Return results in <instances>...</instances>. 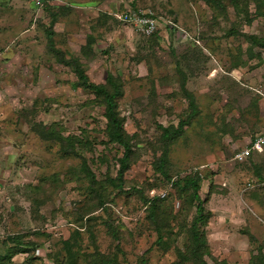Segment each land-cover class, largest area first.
I'll return each mask as SVG.
<instances>
[{
  "label": "rangeland",
  "instance_id": "374dc122",
  "mask_svg": "<svg viewBox=\"0 0 264 264\" xmlns=\"http://www.w3.org/2000/svg\"><path fill=\"white\" fill-rule=\"evenodd\" d=\"M260 92L264 0H0V264H264Z\"/></svg>",
  "mask_w": 264,
  "mask_h": 264
},
{
  "label": "trees",
  "instance_id": "16d2710c",
  "mask_svg": "<svg viewBox=\"0 0 264 264\" xmlns=\"http://www.w3.org/2000/svg\"><path fill=\"white\" fill-rule=\"evenodd\" d=\"M43 3H45V0H37V4L42 5ZM158 33L152 35V36H156ZM51 37H48L49 41V47L52 51L53 50V43L52 40L50 39ZM255 41V40H254ZM75 73L77 75V78L81 81L82 86H84L87 89L93 90L95 93L97 94H101L105 96V101H106V118H107V122H108V126L110 128L109 130V137L112 141L120 144L121 146H123L125 149L127 148V145L125 144L123 137H122V132L120 129V123L117 119V115L115 112V104H114V97L115 94H110L106 88L103 85H98V84H93L88 80L87 75L82 71V69L80 68L79 62L76 60L75 61ZM107 81L111 83V75H109L108 77H106ZM117 91V87L114 86V92ZM263 101V100H262ZM263 106H264V101H263ZM264 129V127H263ZM258 135V134H257ZM255 138V137H253ZM252 138V139H253ZM251 139V140H252ZM263 154V155H262ZM255 155H262L264 156V149L261 152H256L254 154H252L246 161H248L249 159H251L253 156ZM126 160H127V153H125L121 159V168L119 171V177H118V184H121L122 182V177H123V172L126 168ZM244 161V162H246ZM242 162V163H244ZM240 163V164H242ZM188 185H190L193 188V196L196 199V201L198 202V217L194 220L193 222V228H195L196 224L202 219L203 217V213H202V202L200 201V198L198 196L197 193V186L196 184H194L192 181L188 180L186 182ZM193 236L195 238V240H199V237L197 235V233L195 231H193Z\"/></svg>",
  "mask_w": 264,
  "mask_h": 264
},
{
  "label": "built area",
  "instance_id": "2783aa9c",
  "mask_svg": "<svg viewBox=\"0 0 264 264\" xmlns=\"http://www.w3.org/2000/svg\"><path fill=\"white\" fill-rule=\"evenodd\" d=\"M115 18L120 22L130 24L135 26L138 31L145 36H152L161 31V29H165L166 26L172 25L169 23L168 25L162 22L161 17H157L151 9H129L123 12L115 13ZM164 26L161 28V24ZM259 95L262 97L264 101V92H260ZM264 107V106H263ZM264 149V129L255 136L252 140H249L239 150H236L232 156L231 161L235 164H240L246 161L252 154L256 152H261Z\"/></svg>",
  "mask_w": 264,
  "mask_h": 264
},
{
  "label": "clouds",
  "instance_id": "9594fccd",
  "mask_svg": "<svg viewBox=\"0 0 264 264\" xmlns=\"http://www.w3.org/2000/svg\"><path fill=\"white\" fill-rule=\"evenodd\" d=\"M118 13V12H117ZM155 14V13H154ZM156 15V14H155ZM157 16V15H156ZM157 17H159V16H157ZM163 20V19H162ZM166 27H168L169 28V26H166ZM172 27V25L170 26V28Z\"/></svg>",
  "mask_w": 264,
  "mask_h": 264
},
{
  "label": "crops",
  "instance_id": "0c3cea01",
  "mask_svg": "<svg viewBox=\"0 0 264 264\" xmlns=\"http://www.w3.org/2000/svg\"><path fill=\"white\" fill-rule=\"evenodd\" d=\"M166 28H167V27H166ZM166 28H165V29H166Z\"/></svg>",
  "mask_w": 264,
  "mask_h": 264
}]
</instances>
